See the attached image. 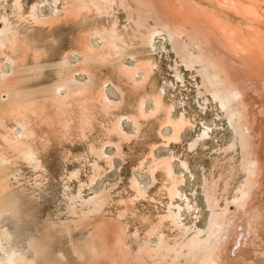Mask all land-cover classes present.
<instances>
[{
    "label": "rangeland",
    "instance_id": "374dc122",
    "mask_svg": "<svg viewBox=\"0 0 264 264\" xmlns=\"http://www.w3.org/2000/svg\"><path fill=\"white\" fill-rule=\"evenodd\" d=\"M84 1L23 0L26 3L20 18L14 9L15 0H9L7 5L8 14L16 26L19 24L22 34L17 56L22 58L30 50L27 64L43 67L36 76L17 78L20 87L42 88L35 95V98L40 95L42 103L50 97L47 91L58 82L73 76L80 82L72 84L67 99L59 97L56 99L59 101L47 105L54 123L34 125L33 138L23 142H16L18 132L12 107L0 106V155L5 154L10 160L0 170V185L4 187L0 190V209L4 207L0 213V240L4 249H14L26 264H200L199 255L187 249L180 258L175 252H167V261L156 249L161 240L171 246L186 244L194 237V230L206 231L213 220L215 226L223 224L214 242L219 245L217 255L222 254L227 264L235 263L230 260L232 247L238 241L245 248L239 251L238 264H264V164L251 176L245 172L241 140L230 127L223 108L204 89L199 74L183 61L182 56L189 53L176 51L170 41L161 37L156 39L154 51L143 47L142 32L147 34V26L157 21L147 15L138 19L135 0L123 2L124 5L120 0H114L113 5L101 0ZM145 1L148 10L153 11V2L154 9L162 2L159 5L166 6L165 10L174 7L181 13L186 12L182 4H191L193 14L206 17L208 23L212 22L210 27L221 29L222 34L228 30L225 34H230L227 37L235 48L221 52L220 47L216 55V61L218 56L221 59L217 64L225 76L222 85L231 92L236 88L241 92L240 100L229 104H234L231 108L239 110L245 122L244 150L260 165L264 163V0ZM36 3L46 17H51L53 9L59 7L61 20L35 23L30 11ZM208 6L217 11H209ZM130 7L134 9L129 10ZM138 10L142 12L139 7ZM1 13L6 11L1 9ZM180 19L178 23L190 29L187 21ZM143 24L147 25L139 30L138 25ZM115 45L121 50L136 48L134 53L137 52L140 62L130 57L122 61L118 55L121 50L114 49ZM68 51L73 53L69 66L63 63ZM222 53L231 56L224 58L230 65L223 61ZM36 54L40 57L35 58ZM0 60L4 62V53L0 54ZM6 66L9 70V65ZM104 81L111 82L106 96L102 90ZM162 87L163 97L158 95ZM142 101L146 102V108L141 110ZM182 111L187 121L195 123L193 128L183 129ZM123 115L139 119L137 125L126 120L121 126L119 119ZM202 119L211 125L213 137L193 141ZM7 135L19 146L8 145L3 138ZM29 146L37 154L34 163L20 156ZM185 160L188 171L182 165ZM242 185L249 194L246 199H241ZM179 213L181 220L175 221ZM209 234L204 232L202 239ZM141 244L146 248L142 253ZM6 249L0 250L1 256ZM119 253H123L125 261H115ZM90 255L93 260L87 259Z\"/></svg>",
    "mask_w": 264,
    "mask_h": 264
},
{
    "label": "bare ground",
    "instance_id": "6f19581e",
    "mask_svg": "<svg viewBox=\"0 0 264 264\" xmlns=\"http://www.w3.org/2000/svg\"><path fill=\"white\" fill-rule=\"evenodd\" d=\"M14 1V0H13ZM84 1V0H83ZM88 1V0H87ZM90 1V0H89ZM94 1V0H93ZM101 1H105L106 3H110L112 2L111 4L113 5V2H115L114 0H101ZM122 1V5L123 2L124 3H128L129 0H120ZM152 1V0H151ZM154 1V0H153ZM188 1H193V0H188ZM220 1V0H219ZM8 2L9 0H0V54L1 53H4L5 54V60L4 62L0 60V106L2 107L3 105H8L7 106V109H9L8 107L11 106V115L12 117L14 118L15 122H16V131L18 133L17 134V140L16 142H23L24 140L26 139H30V138H33V135H34V131L32 129V127L34 125H39V124H48V123H51L52 122L54 123V121L52 120L53 118L48 115L49 113L47 112V105H51V101H59V100H56L58 99L59 97L63 98V99H67L70 95H71V92H72V88L71 86H73L72 84H78V82H80L79 79H77L75 76H73L72 78H70L69 80H65V81H62L61 83L58 82L57 84H55V86L50 89L49 91H47V93L50 95L49 99H45L44 98V101L42 103H40L38 97H40V95H38L37 98H35V95H37L38 93H40L41 89H24L22 87H20V82L18 81L17 82V78L21 77L22 75H27V77H32V76H36L37 74L40 73V71L43 69V67L41 66H31V65H28V61H26L28 58H29V51L28 50V53L26 51V54L23 55L22 58H19L17 55L19 54H16V51H18V49L20 48L21 49V46L19 43V37L20 35L22 36V34H20V30H18V27H19V24L18 26H16L17 24H15L12 20V18L10 17V15L8 14V11H7V5H8ZM58 1H55V3H57ZM60 2V1H59ZM86 2V0L84 1V3ZM100 2V0H99ZM136 2V6L137 8H135V10L137 11V18L139 19L140 16L142 15H147V18H153V20H156L157 23H154L152 26H147L148 27V31H147V34L143 33L142 32V37H143V42H144V45H142L143 47H149V50L150 51H154L156 49V39L158 37H161L163 38L165 41H170L171 44L173 45L174 49L176 51H184L185 53H189L188 55L186 56H182L183 57V61L186 62V65L190 68H194L196 70V72L199 74V76L201 77L202 79V82H203V87L204 89L206 90V92H208L210 94V96L212 97V99L217 102L219 104L220 107L223 108L224 112L227 114V120L229 122V125L230 127L232 128L233 131H235V133L238 134L240 140H241V143H242V155H243V165L245 164L246 167H245V172L248 173V176H251L253 174L256 173L257 170H261L262 169V165L264 163H262L261 165L259 164V161L256 159V158H252L250 156H248V152L245 151V143L247 140H246V137L244 136L243 134V126H244V120H243V117H242V113L238 110V111H233L234 108H231V105L233 104H229L230 101H236L239 99V96H241V92L234 91V89H232L233 92L229 91V90L224 87L222 85V82L223 80H225V76L223 75V72L221 71V69L219 68L218 64H217V61L219 60V56H218V60L216 61L217 57L216 55H219L217 52L219 51L220 47L221 49V52L225 51V52H228V50H231V49H234L235 46L232 42L231 39H229V35L226 36L225 33L228 34V30L226 32V29H225V33L222 34V31L221 29L219 28H215L214 26L213 27H210L209 23L211 24L212 22L209 21L208 23V19L206 20V17H201L200 16H196L193 14V11H192V5L190 4L189 5H185V4H182V7H183V10H185L186 12L184 13L174 7H168L166 10L163 8V5L160 6L162 4L158 3V1L155 0V2H157L155 6V9H154V2L152 3L153 5V11L151 10H148L146 9L148 6H145L144 2H146L145 0L142 1V0H135ZM211 2V1H210ZM24 3L26 2H23V0H15V7L14 9H17L18 11V16L19 18L23 15V9H24ZM42 3V2H41ZM54 3V4H55ZM88 3V2H87ZM119 3V2H118ZM147 3V2H146ZM203 3V2H202ZM213 3V2H212ZM50 4V3H48ZM58 4V3H57ZM90 4H94L93 2L91 3H88V5ZM100 4V3H99ZM135 4V3H134ZM149 4V2H148ZM160 4V5H159ZM187 4V3H186ZM198 4V3H197ZM217 4V3H215ZM214 4V5H215ZM97 5V4H96ZM109 5V4H108ZM107 5V6H108ZM147 5V4H146ZM166 5V4H165ZM199 5V4H198ZM202 5V4H201ZM213 5V4H212ZM213 5V6H214ZM12 6V5H11ZM103 6V5H102ZM9 7V6H8ZM94 7V6H93ZM138 7L139 9L142 11V12H139L138 10ZM157 7V8H156ZM54 8V7H53ZM59 7L53 9V12H52V15L51 17H46V16H43L41 14V8H40V4L39 3H36V4H33L31 6V11H30V15L32 17V19L34 20L35 23L37 24H41V23H48V22H52V21H55L57 22L56 20H61L62 18V15H61V10L58 9ZM100 8V7H99ZM195 8V7H194ZM207 8H209V11H217L216 9L217 8H214V7H211V6H208ZM1 9H4L6 11L5 14H2L1 13ZM13 9V10H14ZM134 8L130 7L129 10H133ZM12 10V11H13ZM67 10V9H66ZM69 10V9H68ZM67 10V11H68ZM97 10H100V9H97ZM105 10V9H103ZM106 10H107V7H106ZM197 10V9H196ZM221 10V9H220ZM73 11V10H72ZM102 11V10H101ZM259 11V10H258ZM83 12V11H81ZM80 12V13H81ZM96 12V10H95ZM104 12V11H102ZM100 12V13H102ZM132 12V11H131ZM134 12V11H133ZM132 12V13H133ZM150 12H152V14H149ZM219 12V11H218ZM69 13V12H68ZM74 13V11H73ZM99 13V12H98ZM136 13V12H135ZM13 14V13H12ZM69 14H72L69 13ZM209 14V13H208ZM214 14V12H213ZM217 15H219V13L216 12ZM264 14V13H263ZM14 15V14H13ZM67 15V14H66ZM76 15V13L74 14ZM73 15V16H74ZM77 15H79V12L77 13ZM102 15V14H100ZM99 15V16H100ZM17 16V15H16ZM17 16V18H18ZM72 16V15H71ZM72 16V17H73ZM212 16V15H211ZM214 16H216L214 14ZM212 16V17H214ZM13 17V16H12ZM27 17V16H26ZM67 17V16H66ZM80 17V15H79ZM77 16H75V18H79ZM132 17V16H131ZM219 17V16H218ZM15 18V17H14ZM18 18V19H19ZM29 18V17H27ZM70 18V17H69ZM143 18V17H142ZM181 18L182 19V22L184 21H187V23L190 25V29L186 28L185 26L183 25H180L178 23V19ZM65 19V18H64ZM63 19V20H64ZM73 19V18H72ZM132 19V18H131ZM180 19V20H181ZM222 19V18H221ZM15 20V19H14ZM31 20V21H33ZM58 20V21H59ZM67 20V19H66ZM25 21V20H23ZM69 21V20H68ZM26 22V21H25ZM33 22V23H34ZM137 22V21H136ZM181 22V21H180ZM227 22V21H226ZM17 23V22H16ZM27 23V22H26ZM31 23V22H30ZM138 23V22H137ZM55 24V23H54ZM21 25V24H20ZM30 25V24H29ZM32 25V24H31ZM35 25V24H34ZM59 25V24H58ZM137 25V24H136ZM147 24H143L141 26L138 25L137 28L140 27L139 30H141L144 26H146ZM225 25V24H224ZM223 25V26H224ZM238 25V24H237ZM3 26V27H2ZM26 26V25H25ZM53 26V25H52ZM188 26V25H187ZM239 26V25H238ZM241 26V24H240ZM239 26V27H240ZM30 27V26H29ZM142 27V28H141ZM227 27V26H226ZM27 28V27H26ZM51 28V27H50ZM225 28V27H224ZM33 29V26L32 28ZM36 29V28H35ZM52 29V28H51ZM146 29V28H145ZM245 29V28H244ZM30 30V29H29ZM96 31V29H95ZM94 31V32H95ZM248 31V30H247ZM252 31V30H251ZM30 32V31H29ZM27 32V33H29ZM32 32V31H31ZM141 32V31H140ZM224 32V31H223ZM26 33V34H27ZM116 33V32H115ZM139 33V32H138ZM83 34V33H82ZM102 34V33H101ZM111 34V33H110ZM234 34V33H233ZM236 34V33H235ZM84 35V34H83ZM82 35V36H83ZM88 35V34H86ZM92 36V34H89ZM88 35V36H89ZM103 35V34H102ZM105 35V34H104ZM25 36V34H24ZM115 36V35H114ZM234 36V35H232ZM101 37V36H100ZM113 37V36H112ZM121 37V36H120ZM141 37V38H142ZM21 38V37H20ZM82 38V37H80ZM86 38V36H85ZM89 38V37H88ZM114 38V37H113ZM185 38V40H184ZM83 39V38H82ZM234 39V38H233ZM238 39V38H237ZM103 39H101L102 41ZM104 40L106 41V38H104ZM103 40V41H104ZM21 41H23L21 39ZM79 41V40H78ZM84 41V40H82ZM104 41V42H105ZM124 41V40H123ZM234 41V40H233ZM24 42V41H23ZM87 42V41H86ZM89 42V41H88ZM108 42V39L107 41ZM105 42V44H106ZM185 42V43H184ZM237 42V40H236ZM82 43V42H81ZM114 43V42H113ZM124 43L126 44V41H124ZM23 44V43H22ZM78 44L79 46V43H76ZM74 44V45H76ZM84 44V42H83ZM181 44L183 45V47H177V46H181ZM239 44V43H238ZM24 45V44H23ZM27 45V43L25 44ZM24 45V46H25ZM90 45V43H89ZM89 45L87 44V48H89ZM116 46V48H115ZM113 48L116 49V50H121V49H117V45H115ZM80 47V46H79ZM120 47V46H118ZM81 48V47H80ZM25 49V47H24ZM27 49V48H26ZM86 49V48H85ZM84 49V50H85ZM136 48H134L135 50ZM256 49V48H255ZM22 50H23V47H22ZM133 50V48H132ZM132 50L130 51L128 48H124L119 51V56L121 57L122 61H124L123 59L124 58H127V57H130L131 59H136V61L138 60L139 61V56H137V52L134 53V50L132 52ZM240 50V49H239ZM257 50V49H256ZM12 53H10V52ZM21 51V50H20ZM32 51V50H31ZM73 51V50H72ZM82 51V50H81ZM87 51V50H86ZM84 51V53L86 52ZM114 51V50H113ZM37 51H35L36 53ZM76 52V50H75ZM74 52V53H75ZM220 52V53H221ZM237 52H238V49H237ZM23 53V52H22ZM72 52H67L65 53V57L63 58V63L65 64H68L67 66H69V59H70V55H71ZM117 53V52H116ZM217 53V54H216ZM234 53V52H232ZM34 54V53H33ZM39 54V53H37ZM34 55V57H40L38 55ZM73 54V53H72ZM76 54V53H75ZM78 54V53H77ZM83 54V53H82ZM87 54V52H86ZM223 54L225 53H222V56ZM228 54V53H227ZM238 54V53H237ZM41 55V54H40ZM185 55V54H184ZM231 55V54H230ZM42 56V55H41ZM75 56V55H74ZM77 56V55H76ZM87 56V55H86ZM112 56V55H111ZM110 56V58H111ZM221 56V55H220ZM227 56V55H226ZM234 56V55H233ZM232 56V57H233ZM237 56V55H236ZM231 56H223L221 58H223V61H224V58H230ZM34 59V58H33ZM85 59V58H84ZM233 59V58H232ZM231 59V60H232ZM241 59V58H240ZM81 60V59H80ZM89 60V58L87 59ZM93 60V59H92ZM35 61V60H34ZM85 61V60H84ZM221 61V59L219 60ZM228 61V60H227ZM227 61H224L226 63H228ZM88 62V61H87ZM140 62V61H139ZM232 62V61H231ZM35 63V62H34ZM83 63V62H82ZM86 63V61H85ZM84 63V64H85ZM122 63V62H120ZM245 63V61H244ZM7 65L9 70H7ZM225 64V63H224ZM223 64V65H224ZM230 65V63H228ZM231 64H235V63H231ZM40 65V64H39ZM220 65V64H219ZM66 66V65H65ZM124 66V65H123ZM126 66V65H125ZM228 66V65H226ZM235 66V65H234ZM247 66V65H246ZM262 66V65H261ZM223 67V66H222ZM229 67V66H228ZM232 67V66H231ZM240 67V66H239ZM251 67V66H250ZM87 68V67H86ZM227 68V67H226ZM235 68V67H234ZM237 68V67H236ZM235 68V70H237ZM246 68V67H245ZM88 69V68H87ZM228 69V68H227ZM251 69V68H249ZM247 69V70H249ZM253 69V68H252ZM191 70V69H190ZM264 70V69H263ZM43 71V70H42ZM41 71V72H42ZM84 71V70H82ZM233 71V70H232ZM91 72V70H90ZM227 72V71H226ZM239 73V71H235L233 73ZM89 73V72H88ZM231 72V75L233 74ZM248 73V72H247ZM251 73V71H250ZM76 74V73H75ZM239 74H237V76H239ZM246 74V73H245ZM90 75V74H88ZM242 75V74H241ZM240 75V76H241ZM22 76V77H23ZM79 76V75H77ZM95 76V75H94ZM229 76V77H230ZM239 76V77H240ZM21 77V78H22ZM39 77V76H38ZM93 77V76H91ZM233 77V76H232ZM236 77V76H235ZM26 78V77H25ZM24 78V79H25ZM79 78V77H78ZM85 78V77H84ZM82 78V79H84ZM90 78V77H89ZM88 78V79H89ZM96 78V77H94ZM93 78V79H94ZM182 78V77H181ZM237 80H239L238 77H236ZM91 79V78H90ZM92 79V80H93ZM234 79V78H233ZM231 79V80H233ZM22 80V79H21ZM20 80V81H21ZM108 80V79H107ZM236 79H234V82H235ZM111 81V80H110ZM110 81H104L103 84H102V90L104 91L105 93V96H106V91L108 86H110L111 82ZM22 82V81H21ZM73 82V83H72ZM88 82V81H87ZM87 82L85 84H87ZM2 83V84H1ZM94 83V82H93ZM238 83H240L238 81ZM242 83V82H241ZM252 83V82H251ZM80 84V83H79ZM89 84V83H88ZM91 84V83H90ZM237 84V83H236ZM235 85V84H234ZM241 85V84H239ZM238 85V86H239ZM118 86V85H117ZM229 86V84H228ZM236 86V85H235ZM232 87V86H231ZM33 88V87H32ZM244 89V87H243ZM44 90V89H43ZM42 90V91H43ZM241 90H242V85H241ZM246 91V90H244ZM243 91V92H244ZM43 92H46V91H43ZM245 93V92H244ZM243 93V96H246L247 95H244ZM165 94V89L164 87H162L160 89V96L163 97V95ZM258 94V93H257ZM54 96H57V97H54ZM154 96H155V93H154ZM243 96L241 97V99L243 98ZM55 99V100H54ZM108 99V97H107ZM154 99V98H153ZM245 99V97H244ZM110 100V99H108ZM143 100V99H142ZM146 100V99H145ZM240 100V99H239ZM147 101V100H146ZM160 101V99H159ZM50 102V103H49ZM157 103V102H155ZM204 103V102H203ZM234 105V104H233ZM4 106V107H5ZM146 102L145 101H142V104H141V110L146 108ZM172 107V106H171ZM206 107V106H205ZM237 107V106H235ZM239 107V106H238ZM173 108V107H172ZM1 109V108H0ZM236 109V108H235ZM238 109V108H237ZM236 109V110H237ZM5 110H6V107H5ZM145 111V110H144ZM9 112V111H8ZM183 112V111H182ZM127 115V114H126ZM11 117V116H10ZM137 116H135L136 118ZM2 118V117H0ZM132 118V116H131ZM130 117H126V116H121L119 121H120V124L122 126L123 122L124 121H131L132 124H135L137 125V122L136 120H139V119H131ZM170 118V117H169ZM181 118L184 120V122L182 121V123H185L184 124V127H183V124L181 127H183V129L185 128H193L195 126V123L194 122H191V121H187L185 119V112H183L181 114ZM7 120V119H6ZM135 120V121H134ZM173 120V119H171ZM134 122V123H133ZM172 123V122H171ZM174 125V124H173ZM172 125V126H173ZM176 125V124H175ZM173 126V127H176V126ZM197 125V124H196ZM40 126V125H39ZM247 126V125H246ZM42 127V126H41ZM253 127V125H252ZM37 128V127H36ZM34 127V129H36ZM138 129V128H137ZM179 129V128H178ZM196 129V128H195ZM14 130V132H15ZM182 130V128H181ZM246 130H248L246 128ZM250 130V129H249ZM6 131V130H5ZM44 132V130H43ZM247 132H250V131H247ZM15 134V135H16ZM249 134V133H248ZM4 135V134H2ZM237 136V135H236ZM16 137V136H15ZM212 128H211V125L208 124L207 122H205L203 119L200 121V130H199V133L196 134V137L193 139V141H205V140H210L212 138ZM3 138L5 139V141L7 143H9L8 145H10L11 143H16V142H12L13 140L9 137V135L7 136H3ZM2 139V138H1ZM43 139V138H42ZM48 139V138H47ZM46 140V139H44ZM4 141V140H3ZM5 142V143H6ZM27 143V142H25ZM196 143V142H195ZM15 145V144H14ZM191 145V144H190ZM15 146H19V145H15ZM247 146V145H246ZM12 147V146H11ZM234 147V146H233ZM23 148V147H22ZM13 149V147H12ZM11 149V150H12ZM234 149V148H233ZM14 150V149H13ZM16 150L17 147H16ZM20 150L19 149V153H20ZM15 152V151H14ZM17 152V153H18ZM1 154V153H0ZM2 155V154H1ZM0 155V170H2V167L6 166L8 163H10V160L5 156H1ZM10 155V154H9ZM20 156H22L25 160L27 161H30V162H36V152L35 150L29 146V147H26L20 154ZM107 156V155H106ZM261 158V157H260ZM259 159V158H258ZM32 164V163H31ZM182 165L184 167V169H186L187 171L189 170L188 169V166H187V163H186V160L182 162ZM244 165V166H245ZM261 167V169H258V167ZM264 168V166H263ZM7 169V168H6ZM263 171V170H262ZM256 180V179H255ZM263 180V179H262ZM137 184V183H136ZM246 184V183H245ZM244 185H242L239 189V191L241 192V199H246V197L248 198L249 194L246 192V190L244 189L245 187H243ZM0 190H4V187L2 185H0ZM240 195V194H239ZM251 195V194H250ZM100 196V195H99ZM209 194L206 193V199L208 201V204H211V199L209 198ZM253 196V195H252ZM250 198V197H249ZM90 199V198H89ZM100 199V198H99ZM240 199V201H242ZM85 200V199H84ZM97 200V199H96ZM216 202H217V199L215 198ZM251 200V198H250ZM91 201V199L89 200ZM236 202L239 201V198L238 200H235ZM3 202V201H2ZM187 202V205L188 207L190 208V203H189V200L187 199L186 200ZM248 202H249V199H248ZM253 202V201H251ZM1 204V203H0ZM99 204V203H98ZM252 205V204H251ZM5 206V205H4ZM90 206V205H89ZM188 209V208H187ZM3 210H4V207L2 206V208L0 209V213L2 212L3 213ZM214 212V211H213ZM1 213V214H2ZM224 214V213H223ZM225 216V214H224ZM259 216V215H258ZM219 217V216H218ZM253 217V216H252ZM257 217V215H256ZM261 217V216H260ZM259 217V218H260ZM262 218V217H261ZM260 218V219H261ZM263 218H264V213H263ZM255 219V218H254ZM174 220L175 221H179L181 220V217H180V213L174 217ZM262 220V219H261ZM264 220V219H263ZM222 222V221H221ZM182 225V224H181ZM184 225V223H183ZM223 225V224H222ZM222 225H218L216 224L215 226V223L213 220L210 221L209 223V226L207 228V230H201V229H196L194 230L195 232V235L193 238H191L189 241H187L186 244H183L182 246H179L178 244H174V246H171L169 242H166V241H163L161 240L160 242V245L158 247L157 250L158 251V255L162 256L163 255V260L167 261L165 255L167 252H175L176 255H177V258H180L181 256V252H183L185 249H187L188 251H192L193 253H197V255H199L200 257V264H227V261L226 259L224 258V256L221 254V255H217V252L219 251V245L215 244L214 242V239L215 237L218 235L217 233H219V227H221ZM256 225V224H255ZM70 226V225H69ZM185 226V225H184ZM190 227V226H189ZM256 227V226H255ZM222 228V227H221ZM157 230V229H155ZM188 230V229H186ZM154 231V230H153ZM152 231V232H153ZM189 231V230H188ZM186 231V232H188ZM264 231V229H263ZM151 232V233H152ZM204 232L206 233H209V236L208 238H205V239H202L201 236H203ZM151 235V234H150ZM208 235V234H207ZM222 235V234H221ZM254 235H256V231H254ZM259 235V234H258ZM5 236V235H4ZM217 238V237H216ZM249 238V237H248ZM218 239V238H217ZM255 240V239H254ZM261 240V239H260ZM259 240V241H260ZM166 242V243H165ZM146 243V242H145ZM127 246V245H126ZM249 246V245H248ZM252 246V245H251ZM125 247V246H124ZM140 249H141V252H145L146 251V248L141 244L140 246ZM147 247V246H146ZM150 248H153V247H150ZM149 248V249H150ZM180 248V250H179ZM253 248V247H252ZM6 249V248H5ZM4 247H3V244H2V241L0 240V250H5ZM10 249V248H9ZM124 249V248H123ZM178 249V250H177ZM240 249H245L243 247H241V245H239V241L237 243H235V245H233L232 247V250H233V256L231 258L230 261H233L235 262L234 264H238V262L240 261L238 257V254H239V251ZM8 250V249H6ZM14 250V249H13ZM13 250H8V251H4L6 254L4 256H1L0 255V264H26L24 263L21 259L18 258V256L16 255V253L13 251ZM145 250V251H144ZM148 250V249H147ZM152 250V249H151ZM138 251V250H137ZM149 251V250H148ZM139 253V255H140ZM154 253V251H153ZM156 253V252H155ZM19 254V253H18ZM262 254H264V247L262 249ZM261 254V255H262ZM82 255V254H81ZM156 255V254H155ZM169 255V253H168ZM175 255V254H174ZM196 255V256H197ZM256 255V254H255ZM263 256V255H262ZM155 257V256H154ZM158 257V256H157ZM115 258V261H118V260H122L124 258V255L122 253H119ZM87 259H90V260H93V258L91 257V255L87 258ZM125 259V258H124ZM255 259V258H254ZM174 260V258L172 259ZM122 261H125V260H122ZM228 261H229V258H228ZM246 261V260H244ZM255 260H251L250 262H253ZM242 262H243V259H242ZM249 262V263H250ZM169 264V263H167ZM228 264H231L228 263ZM244 264V262H243ZM246 264V263H245ZM255 264V262H254Z\"/></svg>",
    "mask_w": 264,
    "mask_h": 264
}]
</instances>
